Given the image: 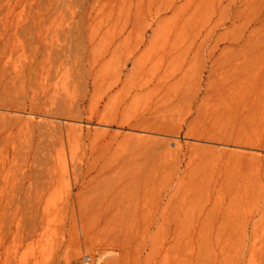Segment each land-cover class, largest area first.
I'll return each instance as SVG.
<instances>
[{
    "label": "rangeland",
    "instance_id": "374dc122",
    "mask_svg": "<svg viewBox=\"0 0 264 264\" xmlns=\"http://www.w3.org/2000/svg\"><path fill=\"white\" fill-rule=\"evenodd\" d=\"M251 1H4L0 264H264Z\"/></svg>",
    "mask_w": 264,
    "mask_h": 264
},
{
    "label": "bare ground",
    "instance_id": "6f19581e",
    "mask_svg": "<svg viewBox=\"0 0 264 264\" xmlns=\"http://www.w3.org/2000/svg\"><path fill=\"white\" fill-rule=\"evenodd\" d=\"M4 1L0 0V15L1 13L5 14L4 11L8 14L7 10L3 9ZM237 18L238 24L236 28L237 34L235 47L237 63L234 68L236 82L234 83L238 88V90H236L244 97L245 94L250 96L253 95L255 85L258 82H260L258 83L259 85L261 84V90L264 91V0L251 1L247 7L238 10ZM1 24L5 25L3 22H1ZM5 26H7V24ZM0 41V44L7 46V40L3 41L0 39ZM224 89L226 90V88ZM262 99H264V97Z\"/></svg>",
    "mask_w": 264,
    "mask_h": 264
},
{
    "label": "built area",
    "instance_id": "2783aa9c",
    "mask_svg": "<svg viewBox=\"0 0 264 264\" xmlns=\"http://www.w3.org/2000/svg\"><path fill=\"white\" fill-rule=\"evenodd\" d=\"M90 261H91V257H90V256H86V257L84 258V263H85V264L90 263Z\"/></svg>",
    "mask_w": 264,
    "mask_h": 264
}]
</instances>
